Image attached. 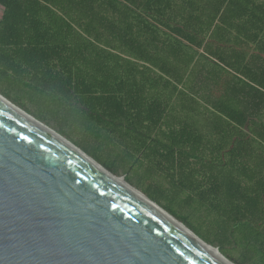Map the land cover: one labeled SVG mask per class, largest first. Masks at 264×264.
I'll use <instances>...</instances> for the list:
<instances>
[{
  "label": "trees",
  "instance_id": "trees-1",
  "mask_svg": "<svg viewBox=\"0 0 264 264\" xmlns=\"http://www.w3.org/2000/svg\"><path fill=\"white\" fill-rule=\"evenodd\" d=\"M0 92L238 264H264V0H0Z\"/></svg>",
  "mask_w": 264,
  "mask_h": 264
},
{
  "label": "water",
  "instance_id": "water-1",
  "mask_svg": "<svg viewBox=\"0 0 264 264\" xmlns=\"http://www.w3.org/2000/svg\"><path fill=\"white\" fill-rule=\"evenodd\" d=\"M0 264L238 263L0 92Z\"/></svg>",
  "mask_w": 264,
  "mask_h": 264
},
{
  "label": "bare ground",
  "instance_id": "bare-ground-1",
  "mask_svg": "<svg viewBox=\"0 0 264 264\" xmlns=\"http://www.w3.org/2000/svg\"><path fill=\"white\" fill-rule=\"evenodd\" d=\"M92 163L94 164V165H96L98 168H100L104 173H106V174H109L105 169H103V168H101L96 162H94V161H92ZM110 176H112V175H110ZM113 177V176H112ZM115 180H117L118 182H120L121 184H124V182L121 180V179H118V178H115V177H113ZM126 187H128V185H126V184H124ZM129 188V187H128ZM133 190V189H132ZM135 192V191H134ZM184 229V228H183ZM185 231H187L186 229H184ZM188 232V231H187ZM205 246H207L209 249H211L212 251H214L215 253H217L218 255H220L214 248H212V247H210V246H208V245H206V244H204Z\"/></svg>",
  "mask_w": 264,
  "mask_h": 264
},
{
  "label": "rangeland",
  "instance_id": "rangeland-1",
  "mask_svg": "<svg viewBox=\"0 0 264 264\" xmlns=\"http://www.w3.org/2000/svg\"><path fill=\"white\" fill-rule=\"evenodd\" d=\"M5 9L0 5V16L4 13Z\"/></svg>",
  "mask_w": 264,
  "mask_h": 264
},
{
  "label": "flooded vegetation",
  "instance_id": "flooded-vegetation-1",
  "mask_svg": "<svg viewBox=\"0 0 264 264\" xmlns=\"http://www.w3.org/2000/svg\"><path fill=\"white\" fill-rule=\"evenodd\" d=\"M3 15H4V13L0 16V19H2Z\"/></svg>",
  "mask_w": 264,
  "mask_h": 264
}]
</instances>
